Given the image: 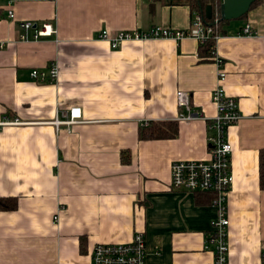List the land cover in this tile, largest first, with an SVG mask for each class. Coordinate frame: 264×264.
Instances as JSON below:
<instances>
[{"label": "crops", "instance_id": "0c3cea01", "mask_svg": "<svg viewBox=\"0 0 264 264\" xmlns=\"http://www.w3.org/2000/svg\"><path fill=\"white\" fill-rule=\"evenodd\" d=\"M169 0H0V264H89L96 244L144 239L147 264H212L204 249L215 217L207 193L169 188V166L207 161L206 122L175 121L174 94L210 119L214 58L190 38L125 42L110 50L101 31L185 30L192 14ZM13 20L6 18V11ZM222 27L213 46L240 120L226 131L232 184L226 264H260L264 247V2ZM55 33L18 42V22ZM255 35L237 36L244 24ZM56 63L55 85L31 69ZM82 122L52 123L67 108ZM142 122L175 125L166 139H139ZM167 127V126H166ZM127 154V159L121 156Z\"/></svg>", "mask_w": 264, "mask_h": 264}, {"label": "built area", "instance_id": "2783aa9c", "mask_svg": "<svg viewBox=\"0 0 264 264\" xmlns=\"http://www.w3.org/2000/svg\"><path fill=\"white\" fill-rule=\"evenodd\" d=\"M6 18L13 20L11 11H6ZM216 16L213 22L204 24L200 16L192 14V18L185 30H171L160 27H152L145 32L119 31L109 34L101 31L96 40L105 42L110 50H115L125 42H137L148 39H171L178 41L183 38L195 40L198 45L207 40H215ZM18 42H27L47 38L55 33L54 27L49 22H18ZM254 28L246 23L240 28L237 36H254ZM4 44L0 41V50ZM211 55L216 64V85L210 93V103L214 107V115L206 119L200 112L192 109L190 96L183 91L174 94L177 114L175 121L201 120L206 122L205 142L208 149L207 161H178L169 166L170 182L169 188L173 191L185 193H207L210 196V206L214 209L215 217L211 221V231L207 237L204 249L210 251L214 258L212 264H226L227 260V227L228 219L226 212V200L232 175L230 171L231 147L226 139V131L230 126L240 120V113L235 99L227 96L222 83L224 73L221 62L214 57L213 49ZM28 77L37 84L55 85L58 79V68L56 63H50L45 69H31ZM82 122L80 108L72 106L62 114V119L54 120L52 123L58 126H70ZM148 122H142L146 126ZM7 124L0 123V126ZM89 264H147L144 239L141 234L135 233L129 242L125 244H96L90 251ZM260 264H264V247L260 252Z\"/></svg>", "mask_w": 264, "mask_h": 264}, {"label": "trees", "instance_id": "16d2710c", "mask_svg": "<svg viewBox=\"0 0 264 264\" xmlns=\"http://www.w3.org/2000/svg\"><path fill=\"white\" fill-rule=\"evenodd\" d=\"M262 2H264V0H256L254 3L250 5L249 9ZM167 4L186 6L191 14L196 13L198 16H200L202 22L207 25L213 22L212 20L215 15L217 19L215 32L217 35H219V37L223 35L222 27L226 22L220 20V14H219L220 0H169L167 1ZM206 6H210L211 8V17L209 20L205 19L204 17V10ZM213 46H214V42L211 39L205 41L203 44H199L197 49L199 58L203 60L208 58L210 59L212 57L211 50L213 49ZM175 133L176 131L174 124L172 123L166 124L165 122H154V123H147L146 126L141 125L138 138L148 139V140L166 139L173 137ZM121 158L127 159L128 156L127 154H123ZM261 181H262V186H264V169L261 172ZM14 206L15 205L13 199L0 198V211L13 210Z\"/></svg>", "mask_w": 264, "mask_h": 264}, {"label": "water", "instance_id": "95a60500", "mask_svg": "<svg viewBox=\"0 0 264 264\" xmlns=\"http://www.w3.org/2000/svg\"><path fill=\"white\" fill-rule=\"evenodd\" d=\"M255 1L256 0H220V20L228 22L242 18L248 12L250 5ZM204 17L207 20L210 19V6H206L204 10Z\"/></svg>", "mask_w": 264, "mask_h": 264}, {"label": "rangeland", "instance_id": "374dc122", "mask_svg": "<svg viewBox=\"0 0 264 264\" xmlns=\"http://www.w3.org/2000/svg\"><path fill=\"white\" fill-rule=\"evenodd\" d=\"M239 20H242L241 18L238 19V20H233V21H228L226 22L223 26L226 27L228 24L232 23V22H235V21H239Z\"/></svg>", "mask_w": 264, "mask_h": 264}]
</instances>
